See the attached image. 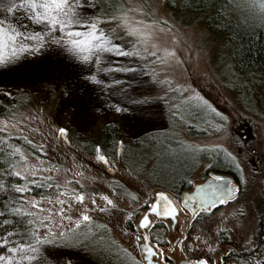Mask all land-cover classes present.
<instances>
[{
  "label": "rangeland",
  "instance_id": "rangeland-1",
  "mask_svg": "<svg viewBox=\"0 0 264 264\" xmlns=\"http://www.w3.org/2000/svg\"><path fill=\"white\" fill-rule=\"evenodd\" d=\"M120 1L124 8L142 9L133 15L137 22H146L151 32L144 44H136L135 37H123L125 47L131 52L130 45H134L140 50L139 56L112 57L116 66L135 67L132 72L108 74L129 82L130 87H105L84 80L80 64L56 47L45 48L36 55L24 54L17 62L0 65V92L15 88L38 91V100L12 115L16 119L8 125L7 132L32 141L38 155L33 156L30 150L22 151L30 163L42 157L41 178L55 180V189L44 196L53 198L52 212L44 213L51 216V221L44 223L56 232L81 220L73 231L83 238L84 246H56L53 259L59 264L66 260L71 264H117L120 260L126 264H145L139 252L140 241L135 239L143 231L133 221L138 222L156 191L167 193L184 213L180 203L184 189L167 182L174 177L172 168L180 162L195 161L188 175L192 188L203 180L206 169L217 159L235 163L242 184L239 197L215 215L202 214L188 222L180 219L179 231L174 235L169 221L152 215L157 223L147 232L159 238V242L156 239L151 242L163 249L165 256L160 260L167 263L169 259L171 264H178L186 253H193V257H212L213 253L220 256L224 246L249 245L254 249L258 245V223L264 215V113L253 101L244 103L230 85L232 48L228 40L209 29L206 12L170 8L166 0ZM230 1L233 15L237 13L250 22L264 21L259 7L251 6L253 0ZM116 14L114 11L107 15ZM21 19L16 13V21ZM117 25L118 22L107 23L106 30ZM117 30L118 35L122 33V29ZM144 48L148 51H143ZM164 50L174 52L175 56H165ZM151 52H156V57ZM100 78L104 79V74ZM118 88H123L120 95L116 94ZM128 96L144 97L147 103L129 105ZM112 104H120L126 111L117 112ZM10 117L0 115V130ZM101 119L119 120L125 126L126 136L146 138L144 144L130 146L132 153L141 159L151 154L147 152L148 140L152 141L150 145L159 143L162 151L151 146L155 153L146 163L141 159L128 160L123 147L103 153L80 146L73 131L82 133L80 130L92 129ZM67 126L72 129L67 133L68 140H64L57 129ZM101 155L109 163L101 161ZM20 163L23 165L24 161ZM56 164L60 167H50ZM80 191L85 197L82 203L72 194ZM104 196L113 200V204L107 205ZM24 197L39 200L41 196L25 194ZM55 198L64 204H57ZM41 203V211L49 207L47 201ZM105 207L106 211L100 210ZM128 212L133 213L131 218ZM82 213L91 216V221H83ZM177 235H180L179 243L174 244ZM215 247L220 252L216 253ZM258 256L263 258L264 254Z\"/></svg>",
  "mask_w": 264,
  "mask_h": 264
},
{
  "label": "snow or ice",
  "instance_id": "snow-or-ice-1",
  "mask_svg": "<svg viewBox=\"0 0 264 264\" xmlns=\"http://www.w3.org/2000/svg\"><path fill=\"white\" fill-rule=\"evenodd\" d=\"M245 6H249L246 4ZM252 7H259L261 16L264 18V0H253ZM96 5L90 3V0H0V65L19 61L24 54L36 55L42 52L45 48L56 47L62 53L66 54L73 61H76L81 66L82 77L86 81L108 87L109 85H124L130 87L129 82L115 79L109 73L117 72H132L135 67L116 66L113 63L114 56H139L140 50H137L134 45L130 52L122 42L123 37L131 36L136 38V44H144L151 36L148 30L149 25L144 21L137 22L133 13L142 11L137 8H121L116 15L94 13ZM16 13H19L22 19L16 21ZM118 22L117 28H107V23ZM36 28H32V25ZM122 29V33L118 35V30ZM130 44V42H129ZM147 52V48L142 49ZM150 55L156 57V52H151ZM164 55L174 57V52L164 50ZM157 59H160L157 57ZM163 63V61L161 60ZM100 74H104V79L100 78ZM107 82V83H106ZM123 93V88L117 89V95ZM111 103V101H109ZM127 103L141 104L147 103V99L140 97L133 99L127 97ZM117 112L126 111L120 104H112ZM227 119V117H224ZM16 117L12 116L3 122V131H8V125L15 121ZM60 136L64 140H68L67 127H59L57 129ZM27 140L26 136H22ZM8 137L5 136L4 140ZM70 142V141H69ZM31 143V141H29ZM41 152L44 150L41 149ZM35 156V153L32 154ZM231 156V153H228ZM19 156V160L15 158ZM4 159L5 164L11 170V174L24 181L22 184L5 183L0 179V191L6 192L8 188H12L17 193L27 194L32 191L30 186L36 185V179L31 177H43L42 157H36L35 163H30L28 156L24 154L19 146H15V151L12 153L14 163H8V158ZM99 159L105 164L109 163L106 156H99ZM24 161L21 165L20 161ZM50 167L59 168L60 165H50ZM0 173L3 169L0 168ZM49 177L48 179H50ZM218 181H223V177H216ZM52 187V185H47ZM56 187H61L56 185ZM213 189L215 200H209V204L223 199V202L238 198L241 192V186L238 183H223L220 186L209 185ZM69 194V190H65V195ZM75 199L78 202L84 201V193L80 191L78 194L73 192ZM235 194V195H234ZM160 201L151 203L147 207V211L140 215L139 224L147 231L150 226H154L157 221L150 218V214H155L161 218L176 219L178 208L174 202L164 193L159 194ZM103 199L107 205H112L113 200L104 196ZM53 198L41 196L39 200L29 198L25 200L21 196L18 200L9 201V207H3L0 210V264H59L53 259L54 249L60 247H77L84 246L83 238L78 236L73 229L81 223L80 219L75 221L73 227L53 231L44 221H51L50 215L53 210ZM56 203L63 205L64 201L55 198ZM43 201H47L49 207L41 211ZM163 201V203H161ZM135 202V201H134ZM96 203L95 200L92 201ZM22 204H26L22 207ZM99 207V206H98ZM31 209V210H29ZM101 211H106L107 208H101ZM211 211V208L206 209ZM63 212V208L60 209ZM129 218L133 215L132 212L127 213ZM139 215V213H137ZM83 221H91L92 217L87 213H82ZM15 217L23 218V221L28 227H23L20 221ZM39 228L47 229L44 232L38 231ZM137 241L159 238L153 236H145L143 233L135 237ZM167 241V238H164ZM179 243V240H176ZM144 250L157 257H164L163 249L153 247L150 243L143 245ZM210 251L211 246L209 245ZM211 256L197 259L195 264H210ZM64 264H71L70 260L64 261ZM139 264V262H137ZM151 264V262H150ZM191 264V262H189ZM253 264H261L260 260H254Z\"/></svg>",
  "mask_w": 264,
  "mask_h": 264
},
{
  "label": "trees",
  "instance_id": "trees-1",
  "mask_svg": "<svg viewBox=\"0 0 264 264\" xmlns=\"http://www.w3.org/2000/svg\"><path fill=\"white\" fill-rule=\"evenodd\" d=\"M95 3L96 14H110L118 11L121 8L120 0H90ZM167 6L170 8H178L189 12H206L208 13L207 26L216 35H223L228 40L231 48V68L233 71L231 87L235 89L244 103L252 102L255 106L264 113V21L257 19L256 22H250L242 16L230 12V0H166ZM37 92H28L23 88H15L11 91L0 92V115L5 117L12 116L18 109L27 103L38 100ZM93 125V124H92ZM71 131L72 127L67 126ZM125 126L119 120L101 119L92 129L80 130L74 132L77 143L87 150L99 149L103 153H110L117 147H123L128 160L141 159L140 155L134 154L130 146L135 144H144L146 138H133L132 135H125ZM7 136L8 139L4 140ZM23 135H13L0 130V157L8 158V163H14L12 153L15 151V146H19L21 150H30L38 155V149L29 139L22 138ZM160 137V135H158ZM152 141L147 143V152L151 153L141 159L148 163L155 153L162 151V146L159 143ZM153 146V148L151 147ZM149 148V149H148ZM19 159V156L15 158ZM229 161L215 160L214 163ZM195 161L191 163L180 162L176 167L172 168L175 173L171 179H168V184L178 185L179 190L186 189L190 183L188 175L191 168L195 166ZM216 167L217 164H215ZM214 165V166H215ZM0 168L3 173H0V179L5 183L22 184L24 183L18 177L11 174V170L5 164L4 159L0 158ZM224 168V167H223ZM172 174V173H171ZM36 185L30 186L32 191L27 194L36 196H46L55 189V180H45L41 177H35ZM170 180V181H169ZM166 182V183H167ZM47 185H52L48 187ZM23 193H17L14 189L8 188L6 192L0 191V210L3 207L11 206L9 201L18 200ZM22 206V205H21ZM20 221L23 227L28 225L21 217H15ZM117 264H126L125 261H117Z\"/></svg>",
  "mask_w": 264,
  "mask_h": 264
},
{
  "label": "flooded vegetation",
  "instance_id": "flooded-vegetation-1",
  "mask_svg": "<svg viewBox=\"0 0 264 264\" xmlns=\"http://www.w3.org/2000/svg\"><path fill=\"white\" fill-rule=\"evenodd\" d=\"M215 164H217V166H220V167H216ZM234 166H235V163L233 164L231 162L212 163V165H210V167H208L206 169L205 176L203 177V180H201L200 182L206 181L211 176V174L213 172H215V173H222V174L230 175L234 180L233 183H238L242 187L240 173H239L238 169L235 168ZM189 188H190V190H192L194 188V186L191 188V184H190L189 187L184 189V190H188ZM233 202H228L226 204L220 203L216 206H211L210 207L211 211H207L206 209L200 208L194 214H192L190 212V210H188L186 208H183L184 213H181L180 209L177 207L176 203L174 202V204L178 208V213H177L176 219L161 218V217H157L155 214H151V217L153 215L154 217L161 218V220L163 219V220L169 221L170 222V231L174 235L177 231H179L180 219H184L188 222L190 219L198 218L202 214H213V215H215L216 212L218 210H220L222 207L227 206L228 204L233 203ZM261 216L263 218L260 217L258 227H257L258 245L255 246L254 249L249 248V245L247 247L224 246L223 247V253H221L220 256H218L214 253L212 254L210 264H253L254 260H260L261 264H264V257L261 258L260 256H258V255H260V253L264 254V215H261ZM133 225L136 226L134 221H133ZM177 239L178 240L180 239V235H177L175 237V240L173 242L174 244H176L175 241ZM228 241H229L228 236H226L225 242H228ZM174 246H176V245H174ZM215 250H216L215 251L216 253L220 252V250L217 251L218 249H216V247H215ZM184 256L185 257H183L181 259H186L188 262H191V264H195L197 259L205 258V257H200V256L199 257H193V256H195L193 253H186V254H184ZM164 263H166V262H164ZM166 264H171V261H169V259H168V262Z\"/></svg>",
  "mask_w": 264,
  "mask_h": 264
},
{
  "label": "water",
  "instance_id": "water-1",
  "mask_svg": "<svg viewBox=\"0 0 264 264\" xmlns=\"http://www.w3.org/2000/svg\"><path fill=\"white\" fill-rule=\"evenodd\" d=\"M216 177H223L224 179H223V181H218V180L215 179ZM233 181L234 180H233V178L230 175L213 172L211 174V176L205 182L196 183L194 185V189L192 191L186 190V191L183 192L182 197H181V205L184 208L190 210V212L192 214H194L200 208L208 209L211 206H216V205H218L220 203L226 204L229 201H233L235 199L228 200V202H223L224 198H221V200L215 201L211 205L209 204V200L210 199L211 200H215L213 189L211 187H209V185H213V186H217L218 187V186H220L223 183H228V182L233 183ZM160 192H163V191H156L155 192L154 199L152 200L151 203L156 202V201H160V197L158 195ZM161 203H163V201H161ZM150 218H151V214H150ZM135 224L138 225V227L143 231V234L145 236H148V232L145 231V229L140 226L139 220ZM149 243H150V240H147V239L144 240L143 242L139 243L140 253L144 256V258L146 260V263L150 264V262H151V264H164V263L160 262L159 257L155 256L154 254L150 255L149 253H147L144 250L143 245L144 244H149ZM175 243H176V241H175ZM178 264H189V262L186 259H181Z\"/></svg>",
  "mask_w": 264,
  "mask_h": 264
}]
</instances>
